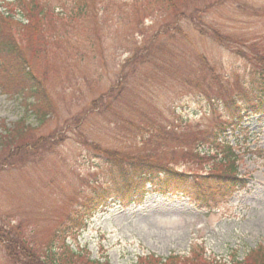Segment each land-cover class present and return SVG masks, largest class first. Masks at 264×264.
Returning <instances> with one entry per match:
<instances>
[{"label": "rangeland", "instance_id": "obj_1", "mask_svg": "<svg viewBox=\"0 0 264 264\" xmlns=\"http://www.w3.org/2000/svg\"><path fill=\"white\" fill-rule=\"evenodd\" d=\"M39 1L47 13L37 38L15 3L0 8V36L39 82L24 92L19 75L0 92V264H39L60 228L64 243L47 254H79L60 264H135L149 254L223 262L264 244V122L253 118V141L240 151L246 188L207 203L171 192L83 213L120 173L110 175L103 152L211 171L201 134L225 113L226 95L252 87L249 72L264 74V0ZM0 50L9 69L17 54Z\"/></svg>", "mask_w": 264, "mask_h": 264}, {"label": "trees", "instance_id": "obj_2", "mask_svg": "<svg viewBox=\"0 0 264 264\" xmlns=\"http://www.w3.org/2000/svg\"><path fill=\"white\" fill-rule=\"evenodd\" d=\"M14 1L15 6L28 22V25H26L27 31L37 38L39 34V23L41 18L47 13L46 9L41 7L37 0ZM82 1L83 0H76L75 2L76 4H81ZM173 1L175 4L180 2V0ZM172 6L170 4L171 8ZM85 7L86 6L81 5L79 9L83 10ZM7 19L10 21V17H7ZM3 21L5 22L6 19L4 18ZM1 25L3 24H0V30ZM0 40V44L3 47L12 51L14 56L17 54V57L15 56L16 60L12 64H8L9 69L3 64V58L0 55V90L4 93L7 85L17 79L19 75H22L20 82L26 87L24 90V92H26L34 83L39 82L32 72L25 70L27 69L26 63L19 62V51L17 50L18 48L16 49V44L13 43V39L11 37L0 36ZM220 40L222 41V39ZM40 42L43 43L42 41ZM256 80L262 81L258 84V81H253V76H251L250 81H253L251 85L252 91H250V87L247 90L238 88L236 92H234V95H226V101L224 103L225 113L216 118L211 131L201 134L202 137L199 141L202 153L207 157L213 156L218 163H213L211 171L207 175L199 177L197 174L194 175L187 172L173 171L168 166L166 168L163 165L154 164V162L150 161V156H147L144 160L134 159L133 161H128L126 156L119 152H116L114 157L102 151L103 155L106 154L105 162L111 171L110 175H114L117 172L120 173L116 183L96 193V196L92 198L95 199L94 202L87 208L93 207L95 210L97 206L104 208L112 204L118 205L121 209H127L132 205H140L148 194L157 193L166 195L171 192L181 193L184 197H188L191 202L206 203L211 201L219 190L227 193L233 189L245 187V181L237 174V164L240 156V153L237 151L240 149V145L235 143L236 147H231L228 138L232 136L238 142L241 140L240 138L247 139L249 136L248 130L241 125L243 117H247L249 112H252L254 115L264 114V76L260 77L257 75ZM233 85L238 86L237 82H234ZM32 90L35 91L36 87L32 88ZM20 92H23L22 89ZM32 96L37 98L34 94H32ZM213 98L214 95H210V97L208 95L206 96V101L211 106L214 105ZM216 102H218V100ZM89 147L94 151H97L99 148L95 144ZM100 154L102 155V153ZM198 154L199 152H196V156H198ZM65 221L66 218L63 222ZM81 225L82 223L68 233L66 239H68ZM62 229L63 228H60V230L58 229L56 231L47 250L44 251L45 257H38L39 260L47 261V258H50V264H60V259L66 258H71V260L75 258V261H77L79 256L73 253L70 254L64 248L59 249V254L63 255L47 254L53 252V249L60 247L59 243H64L61 238ZM250 252L243 261H239L236 254L234 258L224 263L217 262L214 258L209 259L204 255L202 259H199L198 255L194 258L171 255L166 259L149 255L140 257L138 264H264V246ZM10 259L16 262L14 258L10 257ZM43 261H38V263L46 264ZM71 264L74 263L71 262ZM78 264H81V262ZM84 264L98 263L86 261Z\"/></svg>", "mask_w": 264, "mask_h": 264}]
</instances>
